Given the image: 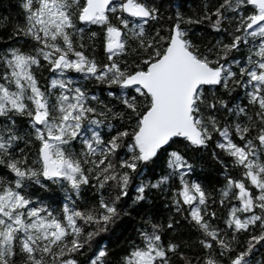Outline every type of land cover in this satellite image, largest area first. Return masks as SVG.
Wrapping results in <instances>:
<instances>
[{
	"label": "snow or ice",
	"instance_id": "snow-or-ice-1",
	"mask_svg": "<svg viewBox=\"0 0 264 264\" xmlns=\"http://www.w3.org/2000/svg\"><path fill=\"white\" fill-rule=\"evenodd\" d=\"M16 7L0 46V264H264V0L192 15L169 0L167 17L161 0ZM125 219L112 259L102 242Z\"/></svg>",
	"mask_w": 264,
	"mask_h": 264
},
{
	"label": "trees",
	"instance_id": "trees-1",
	"mask_svg": "<svg viewBox=\"0 0 264 264\" xmlns=\"http://www.w3.org/2000/svg\"><path fill=\"white\" fill-rule=\"evenodd\" d=\"M175 3L180 5L181 11L186 15H192L193 9H198V6L201 0H174ZM162 4V12H164L167 17L169 10V0H161ZM18 9L16 7V0H0V46H3L5 43H10L8 40V36L11 32V24L15 19H18L17 16ZM9 17V21L7 23L4 22L3 18ZM18 39V38H17ZM98 58H103V50L102 48L98 50ZM38 78L40 80V84L42 87L46 86V82L50 78V74L47 71H38ZM90 88L93 92L100 95L102 98L107 99L106 94L102 91V86L90 85ZM188 157L194 161L195 163V173L194 177L198 178L199 181L206 187L207 190L213 191L220 187L222 183L218 171L217 166L213 164L209 156H205L199 152L188 151ZM163 164L160 162L159 166L156 169H153L149 172L148 176L145 178H149L154 175L155 172H163ZM89 193H85V196H89ZM170 195V192H164L160 190L158 192H153L152 194V202H153V213L157 219L161 217H166L168 215V210L164 208V204L168 202L167 197ZM40 196L45 201L49 200V196L51 193H40ZM53 199H59V193ZM131 198V193H129V199ZM211 203V201H209ZM142 210V209H141ZM136 216V219L139 220V214L133 213ZM133 221L129 219H125V221L120 224V227L116 229L113 233L112 237L103 241L102 243H106L107 247L110 250L111 258L115 259L118 254L123 250L120 247L121 242L124 240L126 236H133L132 232ZM244 239V237H241ZM260 253L257 252L255 254L256 257H259Z\"/></svg>",
	"mask_w": 264,
	"mask_h": 264
}]
</instances>
